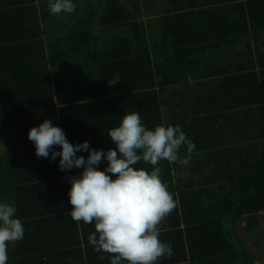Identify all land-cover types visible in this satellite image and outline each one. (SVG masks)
<instances>
[{
    "label": "trees",
    "instance_id": "obj_1",
    "mask_svg": "<svg viewBox=\"0 0 264 264\" xmlns=\"http://www.w3.org/2000/svg\"><path fill=\"white\" fill-rule=\"evenodd\" d=\"M74 2L54 16L48 0H0V201L25 230L7 264H110L94 226L67 214L82 169L37 158L27 133L54 118L69 142L106 151L134 111L195 144L187 165L159 163L175 207L159 236L173 255L157 264H254L249 246L264 264V0Z\"/></svg>",
    "mask_w": 264,
    "mask_h": 264
},
{
    "label": "clouds",
    "instance_id": "obj_2",
    "mask_svg": "<svg viewBox=\"0 0 264 264\" xmlns=\"http://www.w3.org/2000/svg\"><path fill=\"white\" fill-rule=\"evenodd\" d=\"M47 6L54 16L76 11L74 0H48ZM106 133L115 145L106 151L91 148L89 141L69 142L54 118L30 127L27 136L37 158L54 162L59 157L58 170L65 173L82 169L67 177L73 206L67 214L73 222L94 226L88 241L96 252L109 254L110 264H157L162 257L171 258L172 245L159 236L162 221L175 203L160 178L159 163L187 165L190 158L180 159L179 152L186 146L191 153L195 144L178 125L149 128L138 111L123 114ZM85 152L87 157L78 155ZM141 162L153 167H137ZM16 212L13 204L0 201V264H7L8 244L24 238L23 222Z\"/></svg>",
    "mask_w": 264,
    "mask_h": 264
},
{
    "label": "rangeland",
    "instance_id": "obj_3",
    "mask_svg": "<svg viewBox=\"0 0 264 264\" xmlns=\"http://www.w3.org/2000/svg\"><path fill=\"white\" fill-rule=\"evenodd\" d=\"M112 84L113 83H111V85ZM10 140H11L10 139V135L9 134H5L3 140L0 143V156L3 155V151H4L5 147H6V145L10 142ZM242 226H243V224H241V223L237 225V230H238V232H239V234L241 236H243V234L241 232ZM249 250H250V253L255 256L254 264L256 263V261H259V262L263 263V260H262L263 259V253H262V251L260 249H255V248L253 249L251 246H249Z\"/></svg>",
    "mask_w": 264,
    "mask_h": 264
},
{
    "label": "crops",
    "instance_id": "obj_4",
    "mask_svg": "<svg viewBox=\"0 0 264 264\" xmlns=\"http://www.w3.org/2000/svg\"><path fill=\"white\" fill-rule=\"evenodd\" d=\"M161 6H159V7H162L164 4L163 3H159Z\"/></svg>",
    "mask_w": 264,
    "mask_h": 264
},
{
    "label": "water",
    "instance_id": "obj_5",
    "mask_svg": "<svg viewBox=\"0 0 264 264\" xmlns=\"http://www.w3.org/2000/svg\"><path fill=\"white\" fill-rule=\"evenodd\" d=\"M255 264H258V263H255ZM261 264V263H260Z\"/></svg>",
    "mask_w": 264,
    "mask_h": 264
}]
</instances>
